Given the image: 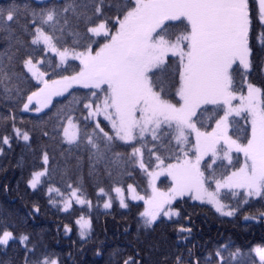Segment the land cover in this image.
Masks as SVG:
<instances>
[{"label": "snow or ice", "instance_id": "6c2138e0", "mask_svg": "<svg viewBox=\"0 0 264 264\" xmlns=\"http://www.w3.org/2000/svg\"><path fill=\"white\" fill-rule=\"evenodd\" d=\"M0 131V155L22 141L30 157L26 194L69 215L88 209L74 221L81 241L100 201L137 207L109 264H264V240L227 238L203 257L178 246L193 235L188 201L264 221V0H0ZM138 175L143 195L128 183ZM24 207L41 212L38 200ZM22 227L0 206V264H65Z\"/></svg>", "mask_w": 264, "mask_h": 264}, {"label": "trees", "instance_id": "16d2710c", "mask_svg": "<svg viewBox=\"0 0 264 264\" xmlns=\"http://www.w3.org/2000/svg\"><path fill=\"white\" fill-rule=\"evenodd\" d=\"M77 64V61L72 62L73 67ZM74 88L77 89V95H84L88 92L83 87ZM61 99L59 97L54 98V102ZM209 110L211 111V106H209ZM208 114L206 113L205 115L207 116ZM38 115L29 112L21 113L24 120H32ZM238 119L240 125L243 126V131L239 133L243 141L244 136L250 134V128L243 119ZM210 130L211 128L208 129V131ZM3 134L0 131V135ZM233 160L234 162L239 161L241 163L242 156L239 153H233ZM29 162L30 157L22 141L13 143L11 150H8L7 146H5V153L0 155V206L6 207L16 214L17 218L22 221V231L38 235L43 239L45 244L54 248L55 251L62 253L65 257V264H109L111 253L117 249L128 247L127 241L136 230L137 207L123 209L114 205L112 209L106 210L102 208V201H100V206L98 208L93 207L91 212L95 229L94 235L86 242L81 241L74 221L82 214L88 215V209H82V206L74 205L69 215L59 212L48 205L46 199L43 197L32 195L30 189L27 190L26 194L22 177L28 174ZM18 182L20 184L19 192L14 190ZM133 182L140 185V194H144L146 180L142 179L141 175H138L135 177V180L128 181V183ZM5 185L9 187V191H5ZM159 185L167 187L170 185V182L168 179L163 178ZM21 195H24V200L19 198ZM91 199L95 205V195ZM36 200L41 205V212L33 220L28 218L24 205L28 201ZM131 203L132 205H139L140 209L143 206L142 201H132ZM187 207L191 213V224L188 226L192 228L193 235L188 241L178 245L182 250L186 251L187 248H193V251L198 256L203 257L207 255L208 251L217 242H223L227 238H231L238 245H247L249 243L255 245L264 240V221H245L243 219L244 213L236 218L221 217L210 205L194 201H188ZM258 209H260V205L256 204L252 208L245 209V213L255 214ZM64 224H69L73 227V231L65 234ZM125 228L129 229V236L127 238L124 235ZM172 238L175 239L174 234H172ZM97 251L100 252V255L96 254Z\"/></svg>", "mask_w": 264, "mask_h": 264}, {"label": "rangeland", "instance_id": "374dc122", "mask_svg": "<svg viewBox=\"0 0 264 264\" xmlns=\"http://www.w3.org/2000/svg\"><path fill=\"white\" fill-rule=\"evenodd\" d=\"M78 62V61H77ZM79 63V62H78ZM74 87H82V86H80V85H75ZM55 98H58V97H55ZM234 103H239V101H234ZM29 113H33V114H36V113H34V112H29ZM250 128V127H249ZM211 131V130H210ZM194 137H193V141H194ZM233 153H236L235 151L233 152ZM239 155L240 156H242V161H241V163L240 164H242L243 163V160H244V156H243V153H239ZM193 159H194V157H192ZM206 158V157H205ZM175 162V161H174ZM163 178H166V179H168V181L170 182V185H171V177H169V176H167V174H162L158 179H157V181H156V183H157V186L161 189V190H166L169 186H167V187H162V186H160L159 185V183H160V181L163 179ZM146 187H147V181H146ZM141 195H143V194H141ZM198 202V201H197ZM198 203H200V202H198ZM114 205H116V206H118L119 207V205H118V203L117 204H114ZM113 205V206H114ZM80 206V205H79ZM101 206H102V208H103V201H102V203H101ZM211 206V205H210ZM212 207V206H211ZM104 209V208H103ZM142 209V208H141ZM214 209V208H213Z\"/></svg>", "mask_w": 264, "mask_h": 264}]
</instances>
